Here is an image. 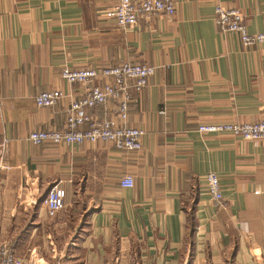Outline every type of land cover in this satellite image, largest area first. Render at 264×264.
Segmentation results:
<instances>
[{
	"label": "crops",
	"instance_id": "1",
	"mask_svg": "<svg viewBox=\"0 0 264 264\" xmlns=\"http://www.w3.org/2000/svg\"><path fill=\"white\" fill-rule=\"evenodd\" d=\"M117 3L0 0V244L28 264H264V143L198 131L264 118V43L245 47L214 21L221 3L263 33L264 0H175L172 16L124 30ZM122 63L154 68L128 104L126 126L144 131L139 152L28 140L62 130L85 90L61 78L63 67ZM44 91L63 98L37 107ZM116 104L91 114L114 118ZM124 175L132 188L119 186ZM58 181L65 207L48 216L43 200Z\"/></svg>",
	"mask_w": 264,
	"mask_h": 264
},
{
	"label": "built area",
	"instance_id": "2",
	"mask_svg": "<svg viewBox=\"0 0 264 264\" xmlns=\"http://www.w3.org/2000/svg\"><path fill=\"white\" fill-rule=\"evenodd\" d=\"M175 13V0H118L114 19L119 29L133 27L142 20L156 15L172 16ZM214 21L222 33L236 34L240 43L247 47L264 43V32L249 34L242 13L232 7L218 3L214 8ZM154 74V68L143 64L122 63L109 67H88L71 69L63 67L60 76L69 84L81 85L83 94L70 102L64 110L65 124L62 130L33 131L28 140L33 145H80L97 142L111 144L116 150L139 152L144 131L126 126L128 104L133 93H139ZM61 91H44L34 97L37 107H53L61 99ZM109 100L116 101L115 117L99 119L91 112L96 107H105ZM200 132L229 133L245 141L264 143V118L243 124L201 125ZM7 141L1 144L4 154ZM207 194L217 208L223 203L218 176L209 172L205 177ZM133 178L124 175L119 180L121 188H132ZM65 190L61 182L51 185L43 205L48 216H54L65 207ZM0 264H28L16 257L9 245L0 244ZM46 264V263H31Z\"/></svg>",
	"mask_w": 264,
	"mask_h": 264
}]
</instances>
